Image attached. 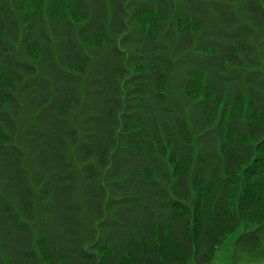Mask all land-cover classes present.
<instances>
[{
    "label": "trees",
    "instance_id": "trees-1",
    "mask_svg": "<svg viewBox=\"0 0 264 264\" xmlns=\"http://www.w3.org/2000/svg\"><path fill=\"white\" fill-rule=\"evenodd\" d=\"M250 226L264 0H0V264H210Z\"/></svg>",
    "mask_w": 264,
    "mask_h": 264
},
{
    "label": "rangeland",
    "instance_id": "rangeland-1",
    "mask_svg": "<svg viewBox=\"0 0 264 264\" xmlns=\"http://www.w3.org/2000/svg\"><path fill=\"white\" fill-rule=\"evenodd\" d=\"M89 55L91 56L93 62L99 57V53H96L95 51L89 52ZM184 67L185 64L182 59L175 62V70L169 81V91L172 95L178 97L183 103H189V101L182 95V91L179 89V83L185 70ZM20 102L23 106V112L17 123L18 132L14 142L15 145L20 147L27 156L29 154V149L24 144L22 131L32 124L33 118L27 108L25 100H21ZM25 165H28L26 161ZM254 229L255 227L252 226L241 227L237 232L230 235L218 248L210 264H264V227L260 228L258 233L261 244L257 249L247 253L244 251L245 244L238 242V239L244 230L250 231Z\"/></svg>",
    "mask_w": 264,
    "mask_h": 264
}]
</instances>
